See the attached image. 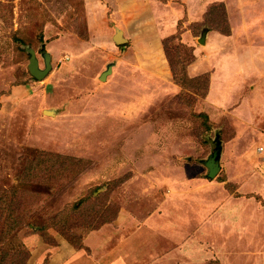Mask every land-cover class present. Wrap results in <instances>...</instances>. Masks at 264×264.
<instances>
[{
  "label": "rangeland",
  "instance_id": "rangeland-1",
  "mask_svg": "<svg viewBox=\"0 0 264 264\" xmlns=\"http://www.w3.org/2000/svg\"><path fill=\"white\" fill-rule=\"evenodd\" d=\"M0 264H264V0H0Z\"/></svg>",
  "mask_w": 264,
  "mask_h": 264
},
{
  "label": "water",
  "instance_id": "water-1",
  "mask_svg": "<svg viewBox=\"0 0 264 264\" xmlns=\"http://www.w3.org/2000/svg\"><path fill=\"white\" fill-rule=\"evenodd\" d=\"M207 33L203 34V38L200 40L201 43H205ZM114 42L121 46L126 44L128 41L124 37V33L120 29H116V34L113 38ZM31 54L30 64H29V71L30 74L37 80H42L45 78L48 74V72L51 70V57L49 54L45 55V68H40L39 60L37 59L36 53L34 50H29ZM113 72V65L108 66L107 71L102 74L101 80L105 81L107 79V76ZM45 114L51 115L52 111H45ZM215 148L213 150L212 155L209 157L207 161L203 163V165L208 170L207 178L209 180L215 179L218 174L221 172V159H222V153H223V142L221 140L220 133L216 134V139L214 140Z\"/></svg>",
  "mask_w": 264,
  "mask_h": 264
},
{
  "label": "crops",
  "instance_id": "crops-1",
  "mask_svg": "<svg viewBox=\"0 0 264 264\" xmlns=\"http://www.w3.org/2000/svg\"><path fill=\"white\" fill-rule=\"evenodd\" d=\"M255 100H256V99H255ZM259 102H260V101H259ZM256 104H257V103H256ZM253 105L256 106L255 103H253ZM257 110H259V109H257ZM257 110H256V111H257Z\"/></svg>",
  "mask_w": 264,
  "mask_h": 264
},
{
  "label": "trees",
  "instance_id": "trees-1",
  "mask_svg": "<svg viewBox=\"0 0 264 264\" xmlns=\"http://www.w3.org/2000/svg\"><path fill=\"white\" fill-rule=\"evenodd\" d=\"M176 75V74H175ZM202 115H204V114H202ZM205 116V115H204ZM14 219V218H13Z\"/></svg>",
  "mask_w": 264,
  "mask_h": 264
}]
</instances>
